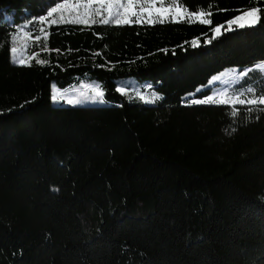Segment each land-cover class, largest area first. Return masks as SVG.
Returning a JSON list of instances; mask_svg holds the SVG:
<instances>
[{
	"label": "trees",
	"instance_id": "16d2710c",
	"mask_svg": "<svg viewBox=\"0 0 264 264\" xmlns=\"http://www.w3.org/2000/svg\"><path fill=\"white\" fill-rule=\"evenodd\" d=\"M64 1L0 0V264H264V105L187 101L231 66L264 96V0L161 2L211 24L40 21ZM253 7L259 23L224 30ZM84 76L112 104L51 103L52 82ZM123 77L161 99L127 98Z\"/></svg>",
	"mask_w": 264,
	"mask_h": 264
},
{
	"label": "rangeland",
	"instance_id": "374dc122",
	"mask_svg": "<svg viewBox=\"0 0 264 264\" xmlns=\"http://www.w3.org/2000/svg\"><path fill=\"white\" fill-rule=\"evenodd\" d=\"M163 0H66L60 4H67L70 6L83 5L88 3L91 5V9L85 10L83 7H69L62 9L60 12L54 13L52 17H48V12L53 8H50L47 14L40 18L44 20L43 23L49 24L53 23H78L75 22L78 18H84L86 11L95 13V10L99 9L100 14L91 16V20L95 22H100L102 19H109V22H114L115 16H109L107 9L108 4H120L123 5L119 9L120 13L125 14V9L129 3H132L133 8L127 12L130 20L132 19H142L145 21L161 20L167 17L183 18V17H194L195 15L188 14L182 7L177 4L163 5L161 2ZM60 4L54 6L58 7ZM171 9V11H169ZM115 11V9L113 10ZM179 11L180 15H177ZM135 13V14H133ZM61 15L63 19H61ZM94 22H89L87 24L80 23L83 25H89ZM228 24V23H227ZM234 26V25H233ZM227 25L225 26V28ZM44 28V25H40V29ZM15 38V39H14ZM33 35L24 27H20L18 31L12 37V49L15 47L17 52L14 54L11 49L12 60L20 63V59L23 58L26 63L30 62L32 58L35 57L34 53L29 52V47ZM254 68H259L264 70V62L257 63ZM246 72V69H240L237 66L227 67L221 72L212 76L205 85H201L197 88V91L210 88V94L202 98H193L192 96L187 99V101H197V100H207L212 97L214 100L228 99L232 100L239 97L242 100H249L255 98L253 95L252 88L241 87L239 82L241 81L242 73ZM116 89H122L127 98H137L145 104H154L159 101L162 95L151 88L150 83L147 80H142L137 77H123L115 80ZM251 89V91H249ZM54 90L60 95L57 97L56 101H53L52 95ZM100 91L103 93L100 86V82L84 76L75 82L69 84L64 88L56 86L55 82L51 83V103L53 105H72V106H86V105H110L112 104L107 100L104 95L102 97H97L96 92ZM259 99V98H256ZM69 101H72L69 103ZM231 104V103H228ZM245 104V103H244ZM234 105V104H231Z\"/></svg>",
	"mask_w": 264,
	"mask_h": 264
},
{
	"label": "snow or ice",
	"instance_id": "6c2138e0",
	"mask_svg": "<svg viewBox=\"0 0 264 264\" xmlns=\"http://www.w3.org/2000/svg\"><path fill=\"white\" fill-rule=\"evenodd\" d=\"M69 7H76V8L83 7L85 10L91 9V5L88 4V3H85L83 5H75V6H70V5H67V4H60L58 7H53L48 12V17H52L54 13L60 12L62 9H66V8H69ZM106 7L108 9L109 16L110 17L113 16V15L115 16L114 23L119 25L121 23H129L130 22V17H129V15H127V12H129L133 8L132 3H129L127 5V8L125 9V14H123V15L119 11V9L121 7H123V5H120V4H108ZM114 9H115V11H113ZM169 11H171V9H169ZM93 14L99 15L100 14L99 9L95 10V13H92L90 11H86L85 14H84V18H78L75 22L85 23V24H87L89 22H95L94 20H91V16ZM133 14H135V13H133ZM177 15L178 16L180 15L179 11L177 12ZM194 15L197 17V20H198L199 23L211 24L210 18H205V13L200 12V13H196ZM208 15L210 16V13ZM60 18L63 19V16L61 15ZM174 20H175V17H174ZM260 20H261V10L258 9V8L253 7L250 10H244L241 15H239V16L235 17L234 19H232L231 21H229L228 24H227V27L224 30L225 31H233L234 30L233 29V25H235L236 27H239V28L252 27L255 24L259 23ZM41 22L43 23L44 20L42 19ZM52 22L55 23L56 21L53 20ZM100 22L106 24V23H109V19L105 18V19H102ZM161 22H163V21H161ZM221 34H222V26H216L213 29V37L212 38L215 39L218 36H220ZM207 42L210 43L211 40H209ZM192 46L193 47H198L199 44H198L197 41H193L192 42ZM12 51L15 54L17 52V49L15 47H13ZM19 62L21 64L26 63V61L23 58H21ZM37 63L43 64L44 61L43 60H37ZM247 74H248L247 72L242 73V75H245V76ZM118 91L123 92L122 89H118ZM249 91H251V89H249ZM59 95L60 94L54 90L53 95H52L53 101H56L57 97ZM96 95H97V97H102L103 93L100 92V91H97ZM71 102L72 101H69V103H71ZM194 103H220V104H228V103H231V104H244V103H247L249 105H256V104L264 105V96H261V98H259V99L253 98V99H249L247 101L242 100L239 97H236L235 99H232V100H228V99L214 100L212 97H209L207 100H197V101H194ZM235 114L236 113L233 112V115H235Z\"/></svg>",
	"mask_w": 264,
	"mask_h": 264
}]
</instances>
